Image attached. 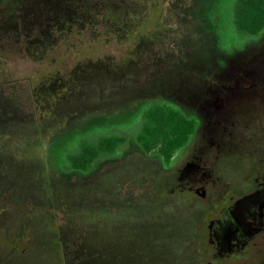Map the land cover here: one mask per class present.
<instances>
[{
    "label": "rangeland",
    "instance_id": "374dc122",
    "mask_svg": "<svg viewBox=\"0 0 264 264\" xmlns=\"http://www.w3.org/2000/svg\"><path fill=\"white\" fill-rule=\"evenodd\" d=\"M215 3L0 0V37L21 40L14 55L0 50V264H193L203 207L191 193H170L175 167L164 172L133 146L120 153L124 143L84 175L56 170L62 152L110 135L117 118L173 103L227 112L199 143H211L214 158L193 151L216 171L209 181L226 174L217 187H241L264 175V37L237 39L234 30L220 44ZM84 7L93 26L80 19L37 33ZM28 35L52 42L38 60L22 46Z\"/></svg>",
    "mask_w": 264,
    "mask_h": 264
},
{
    "label": "flooded vegetation",
    "instance_id": "af4514ba",
    "mask_svg": "<svg viewBox=\"0 0 264 264\" xmlns=\"http://www.w3.org/2000/svg\"><path fill=\"white\" fill-rule=\"evenodd\" d=\"M215 2L211 6L209 16L212 27L219 32L218 36L223 37L219 40V43L222 44L224 40L228 42V37L235 32L232 22V0H215ZM234 35L238 39L239 35L237 33ZM263 37L264 31L254 40L260 41ZM114 66L120 68L118 64ZM106 67L109 73L112 70L111 68L108 71V67H111L110 64H107ZM214 94L215 92H212L205 96H214ZM230 96L236 98L233 95ZM230 96L226 97L231 99ZM171 106L177 108L181 113H185L181 106L173 103ZM139 111L134 114L131 120L128 119L130 112L126 114L127 119H121L123 122L126 121L127 127L119 122L120 118H117L114 121L116 124L108 129L113 135H127L124 143H127L128 148L121 150L120 153L127 152L130 150L129 147H134V134L132 135L130 131L136 130L142 124L144 111L141 109ZM185 114L196 120L195 131L187 145L173 156L170 163L166 166L162 164V170L168 172L169 169L173 170L175 167L170 181L171 194L183 196L185 193H191L197 197L200 206L203 207L201 219L192 230L193 264H264V175L246 179V184L241 187H232L228 184L225 187H217V181L222 178L226 179L224 177L226 174H221L220 178H216L217 181H209L216 171L212 169V164L208 161H205L207 164L202 162L201 156L196 157L193 151L195 153L213 151L210 148L211 143L207 148L199 145L201 137L211 129L221 126L219 117L227 116V112L213 107L205 113L192 108V111ZM228 114L229 117L235 115ZM119 149L116 153L119 152ZM214 151L217 153L216 149ZM116 153L112 157H115ZM214 155L210 153L208 157L214 158ZM179 160L181 163L175 165Z\"/></svg>",
    "mask_w": 264,
    "mask_h": 264
},
{
    "label": "trees",
    "instance_id": "16d2710c",
    "mask_svg": "<svg viewBox=\"0 0 264 264\" xmlns=\"http://www.w3.org/2000/svg\"><path fill=\"white\" fill-rule=\"evenodd\" d=\"M78 8L80 6L76 7V9ZM84 8L86 10L83 16L73 13L76 9L70 12L63 10L67 14L61 16L56 14L57 19H49L44 26L50 25L49 28L43 30V27L37 33L45 37L51 36L56 30L62 32L66 24L71 25L72 22H77L80 19L84 21V26H93L89 22L92 17H96V14L94 13L92 16L89 14L88 7ZM231 10L233 26L239 36L256 38L264 31V0H232ZM63 16L65 17L62 18ZM25 38V45L23 43L22 46H24L27 56L31 58L32 53L36 57L35 60H38L43 51H46L45 47L48 44H52L51 40L43 39L39 42L37 38H31L29 35ZM0 39H4V41L1 40L3 43H1L0 50L11 53V55L16 53L9 52V50L12 51V46L18 42L21 43L19 38L16 39L17 41L8 37H0ZM2 44L4 45L2 46ZM35 46L40 50L35 51ZM57 91L58 89H56ZM35 97L37 98V95ZM145 110L142 115L141 127L133 136L134 147L143 155L155 156L162 164L168 165L173 156L190 141L196 128V120L170 105L156 104ZM119 122L126 123L121 119ZM78 139L80 138L78 137L74 141ZM124 142V136L113 134L102 135L93 142L81 141L76 152L65 157L62 155L63 152L61 153L60 166L56 171L63 170L67 174L84 175L93 169L95 162L100 158L113 156Z\"/></svg>",
    "mask_w": 264,
    "mask_h": 264
}]
</instances>
